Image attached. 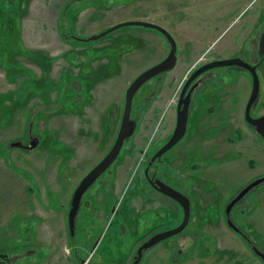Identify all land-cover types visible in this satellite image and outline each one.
<instances>
[{
	"label": "rangeland",
	"instance_id": "1",
	"mask_svg": "<svg viewBox=\"0 0 264 264\" xmlns=\"http://www.w3.org/2000/svg\"><path fill=\"white\" fill-rule=\"evenodd\" d=\"M245 2L0 0V258L6 264H77L86 257L90 264H130L132 253L141 240L147 239L150 233L173 229L181 223L182 208L153 191L144 177V169L147 161L172 134L181 88L198 65L213 57L223 59L221 56L224 55L226 59L235 51L233 56L252 63L249 56L243 58V54H247L243 50L247 43L244 46L242 43L251 27L256 33L263 31L264 0L252 1L242 13ZM64 6L72 16L63 19L62 23L63 15L59 13ZM79 12L87 17L86 21H76ZM132 16L137 19H130ZM113 18L144 20L164 27L179 40L180 60L175 70L153 77L134 95L130 115L135 124L134 131L125 139L110 173L101 175L93 185L97 186L102 180L104 185L107 175L113 179V190L106 193L97 186L90 194L88 191L93 186L89 188L72 234L68 223L71 205L66 201L78 179L75 176L80 174L76 169L85 168L87 161L77 157L72 166L63 165L66 156L58 155L60 144L57 139L60 138L58 131H61L56 129L60 128L57 122L61 118L60 111L69 108L75 111V115L64 117L66 130L62 133L73 144L88 131L84 120V116L87 118L86 107L93 103V98L95 106L98 95H104L107 102L112 103L107 109L106 128L102 132L99 130L96 115L90 122L94 130L98 128L99 142L105 144L102 148L105 150L118 133L128 85L143 70L162 60V53L166 56L170 49L160 32L138 25L122 26L97 39H88L110 27L103 25L111 23ZM56 19L59 25L55 32L52 27ZM75 22L78 27L86 22L85 25L95 33L80 37ZM114 22L116 24L117 20ZM46 25L55 32L50 31L47 38L39 32L43 29L41 26ZM228 27L226 34L222 33ZM149 34H157L164 40L151 41ZM41 43L52 48L36 47L35 44ZM63 44L71 49H65ZM203 47L206 49L195 58ZM133 49L141 52L129 54ZM84 59L96 61V66L87 62L83 67L79 65L82 69L76 76L74 72L68 73V63L74 66L77 60ZM185 62L190 64L183 66ZM63 63L66 64L62 66ZM228 68H212L200 76L199 86L192 93L195 100L191 109L188 107L185 137L149 168L156 178L190 199V219L181 232L149 247L138 264H262L223 223L222 207L255 176L264 173V138L258 135L259 138L252 141V133L238 126L242 130L238 134L245 135L244 140L232 146L208 145L210 132L205 128L199 135L202 129L194 122L199 113L202 118V111L205 112L202 109L210 106L215 107L208 110V114L225 115L233 120L239 117L238 105L240 102L241 111L242 99L237 96L241 92L245 95L244 107L252 86L241 80V74L231 77ZM42 69L45 73H41ZM257 70L264 91V77L260 68ZM242 71L249 75L252 83L251 74L244 68ZM74 82L79 85L77 91ZM65 85L66 89H63ZM214 86L219 91L212 90ZM234 93H238L236 97ZM200 95L203 98L198 100ZM262 95L257 97L252 114L264 111ZM172 98L174 103H170ZM93 112H98L96 107ZM38 118L48 121L49 128L43 127L42 123L37 125ZM239 120L245 122L242 117ZM31 123L35 124L34 131L41 144L28 154L15 149L14 144L19 142L18 139L23 143L28 140L26 131ZM100 149L98 145V156ZM214 150L223 163L207 157ZM94 154L90 153L91 159ZM127 186L130 194L126 199ZM111 193L113 200L105 205L103 202ZM246 201L249 206L236 208L234 213L245 231L253 234L264 247V188L252 190ZM209 202L214 204H206ZM145 208H149L148 211L139 213ZM134 214L138 216L133 218ZM213 236H217L218 241ZM103 251L106 260L101 258Z\"/></svg>",
	"mask_w": 264,
	"mask_h": 264
},
{
	"label": "water",
	"instance_id": "2",
	"mask_svg": "<svg viewBox=\"0 0 264 264\" xmlns=\"http://www.w3.org/2000/svg\"><path fill=\"white\" fill-rule=\"evenodd\" d=\"M129 25H138V26H143L147 28H153L159 31L167 39L170 45L169 46L170 49L164 59L152 65L151 67L145 69L141 73H139L128 85L125 91L123 113H122V117L120 120L118 133L116 135L113 145L111 146L108 153L101 159V161L93 169H91L87 173V175H85V177L80 181V183L75 188L72 194L71 204H70L71 208L68 214L69 228L72 233H73V228H74V218L78 211L80 201H81V198L84 192L106 170V168H108L110 164L116 159L117 155L119 154L121 150V147L123 146L125 139L130 137L134 131L135 124H134V121L130 117L131 112H132L131 109H132V101H133L134 95L139 90V88L144 83H146L148 80H150L152 77L160 73H163L165 71H169L173 69L176 64V42L174 38L165 28L153 22H147V21H141V20H130V21L120 22L118 24L112 25L111 27L105 29L99 34L90 36L89 39H97L99 37L104 36L105 34H107L108 32L116 28H119L122 26H129ZM259 52L264 56V31L262 32L260 41H259ZM221 66H239L241 68L247 69L248 72L251 74V79H252L251 86L252 87H251L249 98L245 106L244 117H245V121L253 125L256 128L257 133L260 134L264 138V114L260 116H256V117L250 114V111L254 103H256V99L259 96V92H260V81H259V76L256 72V67L239 57L211 60V61H208L198 66L190 74V76L185 80L181 88L178 100H177L176 123H175L174 131L171 137L168 139V141L154 153V155L150 159L149 164H151L152 161H154L156 158H159L163 153H165L172 146H174L185 134L186 126H187V118H188L190 93L193 87H195L197 84L195 83L194 85H192L187 91L191 82L197 76L201 75L207 70L216 68V67H221ZM38 142H39L38 138H34V140L31 139L30 142L25 146V148L32 149L38 144ZM14 145L19 146L20 143L17 142ZM147 172H148V167L145 169L146 175H147ZM151 180L152 179H149V182L151 183V185H155L153 186L155 189H157L162 194L168 196L169 198H172L173 200L177 201L179 204L182 205L184 216H183L181 223L175 228L156 233L153 236H151L146 242H144L137 250L138 256L135 262H137L141 258L142 250L147 249L155 245L156 243L182 231L187 226L189 216H190V203H189L188 198L185 195H183L180 191L172 188L171 186L161 181L153 182ZM263 181H264V176L257 180L252 181L251 183L243 187L237 193V195L228 203L227 211L239 199H241L249 190H251L253 186H255L256 184L259 185ZM227 224L229 228L234 229L235 231H239L238 228L232 222L228 221ZM246 241L251 246L253 251L258 256H260L264 261V253L259 251L255 246L251 245L248 239H246Z\"/></svg>",
	"mask_w": 264,
	"mask_h": 264
},
{
	"label": "flooded vegetation",
	"instance_id": "3",
	"mask_svg": "<svg viewBox=\"0 0 264 264\" xmlns=\"http://www.w3.org/2000/svg\"><path fill=\"white\" fill-rule=\"evenodd\" d=\"M76 1H78V0H76ZM252 1H254V0H251V2ZM250 2V3H251ZM249 3V4H250ZM248 6V5H247ZM246 6V7H247ZM246 7L244 8V11L242 12V13H244V12H246L245 11V9H246ZM125 20H121L120 22H124ZM126 21H130V20H126ZM141 21H144V20H141ZM120 22H118V23H120ZM147 22H149V21H147ZM259 22H261V20H259L258 21V24L257 25H259ZM118 23H116V24H118ZM156 24V23H155ZM115 25V24H114ZM112 26V25H111ZM110 26V27H111ZM129 26H131V25H129ZM109 28V27H108ZM164 28V27H163ZM229 29V27L228 28H226V30L225 31H223V33H225L226 34V31ZM168 31V30H167ZM263 31H264V29H263ZM262 31V32H263ZM159 32V31H158ZM169 32V31H168ZM262 32L260 33H256V29L255 28H253V27H251L250 28V30L248 31V33L245 35V37H244V39H243V43H242V45L244 46V44L245 43H247V47H244V51H246L247 52V54H243V58L244 59H246V58H248V56H249V58H251V60H252V63H250V64H252V65H254L255 67H256V72H258V70H257V68H260V71H261V74H262V76L264 77V67H262V63H263V60H264V56L259 52V41H260V37H261V34H262ZM170 33V32H169ZM171 34V33H170ZM222 34V33H221ZM220 34V35H221ZM90 35H92V34H90ZM163 35V34H162ZM220 35L213 41V43L217 40V39H219V37H220ZM89 36V35H88ZM87 36V37H88ZM171 36L173 37L174 35L173 34H171ZM81 37V36H80ZM163 37H165L164 35H163ZM174 38V40H175V36L173 37ZM88 39H89V37H88ZM91 40V39H90ZM167 40V39H166ZM168 42V41H167ZM175 42H176V64H177V62H178V53H177V50H178V44H177V41L175 40ZM213 43H211V45H210V47L212 46V44ZM169 44V43H168ZM242 45H240V47H243ZM170 46V45H169ZM210 47L205 51V53L202 55L203 57H204V55L210 50ZM237 48H239V46L237 47ZM237 48H235V50L237 49ZM237 51H235V52H233L232 54H230V55H228L226 58H234V57H236V56H233L235 53H236ZM166 57V56H165ZM165 57H163L162 59H164ZM221 58V57H220ZM223 59L225 58V57H222ZM216 59H219L218 57H213V58H211V60H216ZM211 60H208V61H211ZM161 61V60H160ZM208 61H205L204 63H206V62H208ZM246 61V60H245ZM249 63V62H248ZM176 64H175V67H176ZM203 64V63H202ZM64 64H62V66H63ZM201 65V64H200ZM200 65H198V66H200ZM197 66V67H198ZM174 67V68H175ZM230 68H228V69H231V68H236V69H240V70H242V68L241 67H239V66H229ZM173 68V69H174ZM64 69V68H63ZM173 69H171V70H169V71H165L164 73H168V72H170V71H172ZM65 70V69H64ZM41 71V73H43L44 71H45V69H42V70H40ZM68 71V73H71V72H74V70L71 68V69H68L67 70ZM194 71V70H193ZM192 71V72H193ZM246 71L248 72V70L246 69ZM61 72H62V69H61ZM191 72V73H192ZM45 73V72H44ZM190 73V74H191ZM205 73V72H204ZM190 74H189V76H190ZM250 74V73H249ZM258 74V73H257ZM159 75V74H158ZM202 76H203V73L201 74ZM201 75H199V76H197L192 82H191V84H190V86L188 87V89H187V91L189 90V88L192 86V85H194L195 83H197L196 84V86L195 87H193V89L191 90V93H190V98H189V108L191 109V106L193 105L192 104V101H194L195 100V97L193 98V96H192V93H193V91L195 90V89H197L198 88V86H199V81H200V79L202 78V77H200ZM157 76V75H156ZM188 76V77H189ZM155 77V76H154ZM187 77V78H188ZM153 78V77H152ZM151 78V79H152ZM186 78V79H187ZM149 81V80H148ZM185 82V81H184ZM264 83V82H263ZM145 84V83H144ZM262 87H260V94L259 95H262L263 97H264V91L261 89ZM201 91V90H200ZM201 98H203L202 97V95H200L199 96V98H197L198 100H200ZM133 102V101H132ZM174 103V100H173V98L170 100V103ZM246 106V105H245ZM264 106V105H263ZM261 108V107H260ZM85 111H86V109H85ZM244 111H245V107H244ZM244 111H243V120H245V117H244ZM108 110H107V114H106V116H108ZM200 112H201V110H200ZM132 113V112H131ZM200 114V113H199ZM197 115V116H199L200 117V115ZM250 114L252 115V116H254V117H256V116H260V115H262V114H264V111H262L261 113H258V114H252L251 113V111H250ZM71 115H75V112L74 113H72ZM197 116L195 117V118H197ZM86 117L87 118H85V116H84V120H85V122H86V125H88L87 127H85V129L87 128V130L88 131H85V133H83V135L75 142V143H71L70 142V139L69 138H65V139H63V138H59V139H57V141L59 142V144H60V148H59V150H58V155H61L62 157H64V156H66V159H65V161L63 162V165L64 164H67L66 166H72V163L73 162H75V159L77 158V157H82V158H85L86 159V161H87V166L85 167V168H79V169H76V172H80V174H78V175H76L75 177H78V179L75 181V183H74V185H72V189H71V193L73 194V192H74V190H75V188L78 186V184L80 183V181L85 177V175H87V173L91 170V169H93L100 161H101V159L108 153V151L110 150V148H111V146L113 145V141L106 147V149L104 150V152L102 153V155L98 158V160H95V161H92L91 159H90V152H87L85 149H83V147L81 146V143L84 141V142H86V143H88V141L89 140H91V141H95L94 140V138H93V136H94V129H93V127L91 126V124H92V122H90V121H92V119H91V117L89 116V113L87 112L86 113ZM213 118H217L218 119V121L221 119V121H219L217 124L216 123H213L212 121H213ZM210 117L208 114H206V116H205V122H204V124H203V126H202V131L200 132V134L199 135H201V133L203 134V129H205V128H207V130L210 132V135H207V136H210L209 138H208V145H214V146H220V147H224V146H232V145H235V144H237L238 143V141H241V140H244L245 139V135H240V134H238V133H240V131H242L239 127H238V124H237V120L236 119H231V118H229V117H227V116H225V115H214V117ZM103 118H101V122H102V124L101 125H103V123H104V125H105V128H106V120H105V122L102 120ZM104 119H105V117H104ZM42 120V121H41ZM41 121V122H40ZM187 121H188V118H187ZM221 122V123H220ZM226 122V123H225ZM246 122V121H245ZM244 122V123H245ZM35 123V122H34ZM40 123H42L41 125L43 126V127H48L49 128V126H50V124H48V121H45V120H43L42 118H38V121H37V125L38 124H40ZM175 123H176V121H175ZM213 123V124H212ZM35 125V124H34ZM34 125H33V123H31V127L26 131V134H27V137H28V140H26L24 143L21 141L20 142V139H18V141H19V143H20V145L19 146H17V145H15L14 146V148L15 149H20V150H23V151H26L28 154H31L32 152H34L36 149H38V147L40 146V144H41V139L39 138V135L37 134V133H35V131H34ZM246 127H247V129L252 133V135H253V139H252V141H255L256 139H258L259 138V136L258 135H260V134H258L257 133V131H256V128L253 126V125H251L250 123H247L246 122ZM174 128H175V126H174ZM186 128H187V126H186ZM192 128H193V126H192ZM173 131H174V129H173ZM173 133V132H172ZM88 134H90V137L89 136H87ZM190 134H191V132L189 133V136H190ZM172 135V134H171ZM171 135H170V137H171ZM185 135H186V131H185V134L183 135V137L178 141V142H180V141H182L183 140V138L185 137ZM188 136V137H189ZM261 136V135H260ZM84 137V138H83ZM169 137V138H170ZM262 137V136H261ZM34 138H38L39 139V142H38V144L34 147V148H32V149H27V148H25V146L30 142V140L32 139V140H34ZM168 138V139H169ZM168 141V140H167ZM166 141V142H167ZM165 142V143H166ZM177 142V143H178ZM262 142V141H261ZM69 143H70V145H69ZM164 143V144H165ZM176 143V144H177ZM124 144V143H123ZM175 144V145H176ZM105 144H102V146H104ZM92 145H90V146H87V149H89V147H91ZM162 147V146H161ZM173 147V146H172ZM172 147L170 148V149H172ZM174 148V147H173ZM169 149V150H170ZM169 150H167V151H169ZM121 151H122V147H121V150H120V152H119V154H118V156L120 155V153H121ZM166 151V152H167ZM165 152V153H166ZM165 153H163V154H165ZM162 154V155H163ZM154 155V154H153ZM152 155V156H153ZM161 155V156H162ZM30 156V155H29ZM118 156L116 157V159L118 158ZM151 156V157H152ZM160 156V157H161ZM204 156V155H203ZM202 156V157H203ZM159 157V158H160ZM207 157H211L212 158V160L214 161H220V162H217V163H223L222 161H221V159L219 158L220 156L219 155H216L215 154V150L213 151V152H211V154H207ZM159 158H156L154 161H152L151 162V164H149V162H150V159H149V161H147V167H148V172H147V175L145 174V169L147 168H145L144 169V177H145V179L147 180V182H148V184L151 186V188L153 189V191H155V192H157L158 194H159V196L160 197H166V198H169L168 196H166V195H164V194H162L161 192H159L157 189H155L153 186H155V185H151V183L149 182V179H152L151 181H153V182H157V181H161V182H163V183H165V184H167V185H169V186H171L172 187V185H170V184H168V183H166L165 181H163V180H161V179H159L158 177L156 178L155 177V174L154 173H152L151 171H149V168H151V166H152V164L157 160V159H159ZM116 159L110 164V166L108 167V168H106V170L101 174V175H103V174H109L110 173V171L112 170L110 167L112 166V165H114V163L116 162ZM61 162V161H60ZM216 164V163H215ZM191 166H194V165H191ZM205 166H208V163L207 164H205ZM64 169H65V167H64ZM66 175H67V171H66V169L64 170V177H66ZM100 175V176H101ZM254 175V174H253ZM99 176V177H100ZM264 176V173H262V174H258L257 176H255L251 181H249L246 185H248L249 183H251L252 181H254V180H257V179H259V178H261V177H263ZM98 177V178H99ZM97 178V179H98ZM96 179V180H97ZM96 180L87 188V190L84 192V194H83V196H82V198H81V201H80V205H79V208H78V211H77V213L79 212V209H80V206H81V203H82V201H83V198H84V196H85V194H86V192L89 190V188L91 187V186H93L94 184H95V182H96ZM102 182H103V180L102 181H100V182H98V184H97V186L99 187V189L101 188V189H104L105 190V192L107 193L108 191H109V189L112 191L113 190V179L112 178H108L107 177V175L105 176V179H104V185H102ZM123 184V183H122ZM264 184V181L262 182V183H260L259 185L258 184H256L255 186H253L252 188H251V190H249L241 199H239L228 211H227V205H228V203L237 195V193L241 190H238L230 199H228L227 201H226V203L223 205V207H222V213H223V223L225 224V225H227L228 226V224H227V222L228 221H230V222H232L237 228H238V230L239 231H235L234 229H231L230 228V230L235 234V235H237V237L240 239V241L243 243V245L245 246V248L247 249V251H249L250 253H252L253 255H255V257L257 258V260L259 261V262H261L262 264H264V261H263V259L260 257V256H258L254 251H253V249L251 248V246L248 244V242L246 241V239H248V241H249V243L251 244V245H253V246H255L259 251H261V252H263L264 253V247H262L261 246V243H259L258 242V240H256L257 238L253 235V234H249V233H247L246 231H245V229H244V225L242 224H240L239 223V220L236 218V215H235V213H234V210L236 209V208H239V207H243V206H245V204H247L248 202L246 201V198H247V196L249 195V193L252 191V190H255V189H257V188H264V187H262V185ZM245 185V186H246ZM97 186H93L88 192H90V194L93 192V191H95L98 187ZM244 186V187H245ZM173 188V187H172ZM175 189V188H174ZM129 187L127 186V189H126V191H125V194H124V196H125V198L127 199V198H129ZM177 190V189H176ZM123 191V190H122ZM179 191V190H178ZM87 192V193H88ZM181 192V191H180ZM70 193V194H71ZM183 195H185L183 192H181ZM69 194V197L67 198V201H66V203L68 204H71V198H72V195H70ZM219 193H216V195H218ZM186 196V195H185ZM163 197V198H164ZM187 197V196H186ZM188 198V197H187ZM87 201H88V199L87 198H85ZM152 199L154 200V198L152 197ZM171 201V203L174 205H176L178 208H182V210H183V207H182V205L181 204H179L177 201H175V200H173L172 198H169ZM113 200V193H111V196L109 195L107 198H106V200L103 202L105 205L106 204H108V203H110L111 201ZM152 200V201H153ZM164 200H166V199H164ZM188 200H189V203H190V199L188 198ZM152 201H148V203L150 202H152ZM165 202H169L168 200H166ZM92 203H93V201H92ZM206 204H214V202H209V203H206ZM248 206H249V204H247ZM252 209H250V210H248V211H251ZM146 212V211H148L146 208L145 209H142L139 213H143V212ZM184 212V211H183ZM241 212H242V209H241ZM77 213H76V215H75V218H74V224L76 223V217H77ZM138 213V214H139ZM138 214H134V216H133V218H135L136 217V215L138 216ZM145 214V213H144ZM183 216H184V213H183ZM189 219H190V216H189ZM188 223H189V220H188ZM188 223H187V225H188ZM135 226L137 227L138 226V218L136 219V221H135ZM187 227V226H186ZM185 227V228H186ZM229 227V226H228ZM184 228V229H185ZM123 231H125V230H123ZM136 231H138L137 229H136ZM160 231H162V229H160V230H158V231H156V232H153V233H150L149 234V236H148V238L147 239H143V240H141L138 244H137V246H136V248H135V251L132 253V256H131V262H130V264H138L141 260H142V258H143V255H144V253H145V251L147 250V249H149V248H147V249H144V250H142V254H141V258L137 261V262H135V260L137 259V256H138V254H137V250H138V248L144 243V242H146L151 236H153L154 234H156V233H159ZM181 232V231H180ZM73 233H74V228H73ZM72 233V234H73ZM179 233V232H178ZM178 233H176V234H178ZM126 234H127V232H126ZM175 235V234H174ZM72 236V235H71ZM213 237H215L216 239H217V236H213ZM142 238V237H141ZM133 239V238H132ZM217 241H218V239H217ZM157 244V243H156ZM155 244V245H156ZM152 247V246H151ZM150 247V248H151ZM104 252V251H103ZM102 252V254H101V258L103 259V260H106L107 259V257H105L104 256V253ZM155 257H157L156 255L151 259V261L153 262L154 260H155ZM86 260H84V259H81V262L80 263H77V264H90L89 263V261H88V259H87V257L85 258ZM84 260V261H83ZM0 261H4L3 259H1L0 258ZM4 264H6V262L4 261L3 262Z\"/></svg>",
	"mask_w": 264,
	"mask_h": 264
},
{
	"label": "crops",
	"instance_id": "4",
	"mask_svg": "<svg viewBox=\"0 0 264 264\" xmlns=\"http://www.w3.org/2000/svg\"><path fill=\"white\" fill-rule=\"evenodd\" d=\"M251 2V0H246V2H245V4L243 5V8H245L249 3ZM65 8H66V6H64V7H62V8H60V16L61 15H63V17H62V23H63V19H66L68 16L70 17V16H72V14L70 13V15H69V13H68V11L66 10L65 11ZM242 8V9H243ZM241 9V10H242ZM64 12H63V11ZM240 10V11H241ZM66 12V13H65ZM80 14H79V16H77V19H76V21L77 22H83V21H86V16L83 14V13H81V12H79ZM45 16H47V18H48V13L47 12H45ZM59 19V18H58ZM130 19H137V18H134L133 16L130 18ZM130 19H128V20H130ZM115 20H117V23L118 22H120L121 21V18H116V19H114L113 18V20H112V22L111 23H107V22H105L104 23V25L103 26H105V25H108V26H111V25H114L115 24ZM182 20H184V19H181V21ZM69 21V27H70V20H68ZM77 22H75V30L78 32V35L79 36H86V35H90V34H93V33H95V30L94 29H91L90 27H88V26H86L85 24H86V22L84 23V24H82V26L81 27H78V25H77ZM56 25H59V23H58V20L56 19L55 20V22H54V24H53V30L55 31V27H56ZM107 26V27H108ZM37 27H39V26H37ZM100 27H102V26H100ZM41 28H43L42 30H40L39 32L40 33H43V34H45V37L47 38L49 35H48V33H50V31H53L52 30V28H49V26L48 25H46V26H41ZM193 28V27H192ZM82 29H83V33H82ZM167 30V29H166ZM226 30V29H225ZM224 30V31H225ZM53 31V32H54ZM56 32V31H55ZM54 32V33H55ZM82 33V34H81ZM222 33H223V31H222ZM173 34V33H172ZM174 35V34H173ZM156 38H158L160 41H162V40H164V38H162V37H160L159 35H157V34H154V35H151V34H149L148 35V39L149 40H151V41H154ZM62 41V40H61ZM144 41H146V40H144ZM176 41H177V44H178V50H177V53H178V59L180 60V58H179V48H180V45H179V40H177L176 39ZM36 45V47L37 46H42V48L43 49H47V50H49L47 47H49V48H52L49 44H47V43H41V44H35ZM45 45V46H44ZM209 45V44H208ZM62 47H64L65 49L66 48H68V49H71V48H69V47H67V46H65L64 44L62 45ZM226 47H224L223 49H225ZM206 48H202V49H199V54H197L196 56H195V58L197 57V56H199L204 50H205ZM226 50V49H225ZM224 50V51H225ZM135 51H137V52H141V50H139V49H133L129 54H131V53H134ZM198 51H196V53H197ZM162 53V52H161ZM156 56V55H155ZM159 57H160V54H158L157 56H156V58H155V60H157L158 61V59H159ZM163 57H165V55L162 53V58ZM221 57H225L224 55L223 56H221ZM161 58V59H162ZM194 58V59H195ZM193 59V60H194ZM88 62V64L90 65V66H93V67H95L96 66V61H87L86 59H84V60H77L76 61V63H74V66H71L70 65V63H68V65H66V66H68L69 68L68 69H73L74 70V76H76L77 75V73L78 72H80L81 71V69L82 68H80L79 67V65L81 66V67H83V65L85 64V63H87ZM159 62V61H158ZM80 63V64H79ZM63 64H66V63H63ZM188 65V64H190L189 62L188 63H184L183 64V66L184 65ZM177 65H178V62H177V64H176V67L174 68V70L177 68ZM227 73L228 74H230V76L232 77V75L233 74H241V77H242V81H244L245 83H247V85H250L251 86V81H250V79H249V75L247 74V73H245L244 71H242V70H240V69H236V68H231V69H228L227 70ZM72 75V74H71ZM60 76H62L61 74H60ZM88 76H90V74L88 75ZM246 79V80H245ZM66 80H65V78H64V82H65ZM74 86H75V89H76V91L77 90H79V85H78V83L77 82H74ZM63 89H66V85L64 86V88ZM262 90H263V85H262V88H261ZM212 90H215V91H219V89H218V87L217 86H214V87H212ZM234 91H236V90H234ZM233 91V92H234ZM237 94L238 93H234V95H235V97L237 96ZM250 94V93H249ZM237 97H240L241 99H242V102H241V111H240V102H239V105H238V108H239V113H240V115H239V117H237L236 118V120H237V124H238V126H243V128L242 129H245L246 130V125H245V123L244 122H241L240 123V120H239V118L240 117H242V119H243V110H244V107H243V103H244V101L246 100V98H245V95L244 94H242V92L241 93H239V95L237 96ZM249 97V96H248ZM91 98H92V96H91ZM90 98V99H91ZM226 98H228V97H226ZM97 99H98V101H97V103L95 104V106H94V98H93V103L92 104H88V106L86 107V113L89 111L90 113H89V116L91 117V119H92V121H94V116L93 115H96V117L98 116V120H99V122H98V125H99V130H101V132L102 131H104V129H105V125H104V123H103V125H101L102 124V122H101V118H103L102 120L105 122V120L107 121V118H108V116H106V114H107V109H109L111 106H112V103L111 102H107L108 101V99L104 96V95H98V97H97ZM240 100V99H239ZM94 107H96L97 108V110H98V112H93V109H94ZM214 107L215 106H210L209 108H203L202 110H204L205 109V112H206V114H208L207 112H208V110H213L214 109ZM193 108H195V107H193ZM197 110V108L194 110V111H196ZM61 112V118H58L57 119V122L59 123L58 125L60 126V128L58 129V128H56L57 129V131L58 130H60L61 131V133L58 131V135H59V137H61L60 135L66 130V122H65V119H64V117L67 115V116H72L71 114L72 113H74L75 111H73L71 108H69L68 110H66V111H60ZM205 112H203L202 111V118L200 117V118H196V119H194V122H195V124L200 128V129H202V126H203V124H204V122H205V116H206V114H205ZM104 113V114H103ZM109 113V112H108ZM241 113H242V115H241ZM210 117H214V115L213 114H208ZM66 116V117H67ZM104 117H105V119H104ZM213 123H218L219 121H218V119L217 118H213V121H212ZM111 123V118H110V122H109V124ZM221 123V122H220ZM226 123V122H225ZM63 124V125H62ZM51 125V124H50ZM97 130H98V128H95V132H94V136H93V138H94V140L95 141H91V140H89L88 141V143H86V142H82L81 143V146L83 147V149H85L87 152H90V153H92V152H95V154H94V158L93 159H91L92 161H95V160H98V158L102 155V153L104 152V149H102L103 148V146H102V142H99V138H98V135H97ZM106 131H107V129H106ZM63 135V137H61V138H63V139H65V137H67V135H65L64 136V134H62ZM87 136H89L90 137V134H88ZM84 138V137H83ZM69 145H70V143H69ZM90 145H94V146H91V147H89V149H87V146H90ZM98 145L101 147V153H100V156H98V150H97V147H98ZM150 208V207H149ZM149 208H146V209H149ZM40 231V230H39ZM104 256L105 257H107V255L104 253Z\"/></svg>",
	"mask_w": 264,
	"mask_h": 264
},
{
	"label": "bare ground",
	"instance_id": "5",
	"mask_svg": "<svg viewBox=\"0 0 264 264\" xmlns=\"http://www.w3.org/2000/svg\"><path fill=\"white\" fill-rule=\"evenodd\" d=\"M118 156V155H117Z\"/></svg>",
	"mask_w": 264,
	"mask_h": 264
}]
</instances>
